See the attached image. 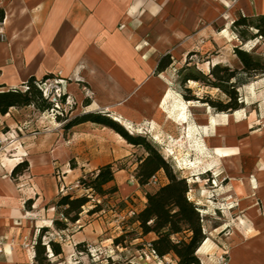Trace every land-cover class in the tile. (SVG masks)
<instances>
[{
  "label": "rangeland",
  "instance_id": "1",
  "mask_svg": "<svg viewBox=\"0 0 264 264\" xmlns=\"http://www.w3.org/2000/svg\"><path fill=\"white\" fill-rule=\"evenodd\" d=\"M226 1L229 6L224 5V0H192L190 10L195 12L196 26L188 32L176 31L168 40L163 39L162 50L157 53L154 52L157 46L154 47L149 40L155 31H149V37L145 39L139 37L135 30L133 35L137 36L132 40L152 48L145 62L138 60L143 55L139 45L133 47L131 53L128 46L124 47L123 55L132 61H120L114 52L117 47L115 34H109L98 40V54L106 61L93 59L95 45H90L84 47L83 53H75L77 60L63 62V70L35 77L38 83L50 80L60 85L59 110L52 107L41 112L30 106L11 109L9 116L0 117V177L8 181L9 188L19 194H23L24 190L29 193L34 188L31 182L33 175L28 177L30 170L23 175H12L13 163L18 165L27 160L25 156H19V153H24L19 152L20 147L25 151L31 146L37 147L46 154V163L39 167L47 174L43 181L55 201L66 193L74 196L87 194L79 183V168L82 165L94 167L115 156L119 158L115 162L116 167L127 172L139 156L146 153L129 145L115 131L82 119L87 115L101 114L129 135L141 136L149 141L171 164L177 176L187 179L191 186L190 199L198 203L202 210L205 232L213 243L207 264L253 263L255 255L252 249H244L236 258L237 249L230 248L231 241L235 240L233 234L240 239V246L260 240L263 243L259 249L260 259L264 260V73L236 88L237 100L242 105L240 110H243L238 117L235 116L236 111L221 113L205 102L208 98L228 102L229 96L222 90L201 82L186 85L181 82V69L185 63L188 69L194 68L205 74L217 63L241 69L242 65L234 54L235 47L253 53L264 64V38L250 39L256 32L250 29L246 32L247 40H244L232 27L239 15L251 18L262 15L260 5L264 4V0ZM119 32L124 31L120 29ZM167 34L171 31L167 30ZM2 41L4 34L0 27ZM167 55L171 58V65L165 71L157 72L159 61ZM112 67L117 69V76L107 72ZM133 68L141 70L145 76H131ZM2 73L0 69V75ZM28 79L13 87L9 84L11 79L3 77L0 86L24 90ZM43 93L49 102L56 94L51 86ZM183 103L189 124L195 126L197 134L208 146L213 158L211 167L189 170L181 169L178 164L176 157L179 149L182 155L192 150L187 137L188 126L171 122L176 107ZM170 122V130H166ZM70 123L77 124L67 129ZM245 143L248 148L240 149ZM191 154L194 161L195 152L191 151ZM233 155L239 156L240 173L231 168ZM73 165L77 171L67 173ZM125 177V172L118 175L120 183L125 181ZM247 178L254 181L255 193L249 192ZM131 191H127L125 200H121L119 194L107 198L100 214L88 216L85 210L81 220L72 225L71 230L49 235L48 238L61 243L63 249L60 258L49 252L51 262L177 264L174 255L166 259L151 256L148 244L153 236H142L131 215V212L143 207L145 200ZM27 192L23 194L25 199L29 195ZM94 203L91 202L89 207ZM84 225L87 229L80 234V227ZM116 238L120 239L119 245L114 243ZM80 243L83 244L78 246ZM200 262L205 264L202 259Z\"/></svg>",
  "mask_w": 264,
  "mask_h": 264
},
{
  "label": "crops",
  "instance_id": "2",
  "mask_svg": "<svg viewBox=\"0 0 264 264\" xmlns=\"http://www.w3.org/2000/svg\"><path fill=\"white\" fill-rule=\"evenodd\" d=\"M191 2L192 0H0V9H4L5 12L1 26L4 41L0 42V69L3 72L0 79L10 78L9 84L14 87L32 76L40 77L48 72L63 70V62L77 60L76 54L83 53L84 47L90 45L92 47L95 45L92 58L106 61L98 54L100 50L98 40L109 34H115L114 43L117 47L114 48V52L117 57L119 56L120 61H132L128 56L123 55L124 47L128 46L131 53L133 47L139 45L143 55L142 59L140 57L138 60L145 62L152 48L140 41H133L134 36L148 39L149 31H155L149 40H152L154 47L157 46L154 52H160L163 39H170L173 33L181 30L188 32L196 26L195 12L190 10ZM260 6H262L261 14H264V4ZM120 29L124 32H119ZM135 30L137 35H133ZM167 30L171 31V34H167ZM63 50L67 53L65 54ZM109 71L113 76L118 74L117 69L113 67L107 72ZM131 71L133 77L145 76V73L139 69L133 68ZM9 115L10 113L0 117ZM40 150L31 146L26 151L20 147L19 152H24L23 154L18 152L19 156L27 158L28 170H30L28 177L33 175L31 182L34 188H30L32 192L22 191L23 194L26 192L29 194L26 195L28 196L26 199L22 193L21 195L18 191L9 188L8 181L0 177V264H34L33 248L25 245L34 242L41 228L53 225L56 213L55 199H52V194L43 181L47 174L39 165L46 163L44 162L46 154L44 155ZM117 161L119 158L112 156L94 167L90 164H87L89 167L82 165L79 168L80 176L85 172L96 171L106 164H115ZM136 165L127 170L128 174L123 169L118 171L115 183L118 185L121 200H125L128 196L126 194L129 189L141 196L145 200L140 209L142 210L146 205L143 190L137 183L133 185L129 183ZM16 166L17 164L13 163L11 171ZM70 170L71 173L76 172L77 168ZM122 172H125L126 177L125 181L120 183L118 175ZM78 176L79 174L76 175L77 178ZM160 176L167 183L164 174L161 173ZM58 179L60 181V178ZM10 182L12 183L11 180ZM28 201H31L29 208ZM134 224L139 229L138 225ZM86 229L85 225L80 227L79 233L84 234ZM148 236H153L154 239V235ZM262 245L263 243L256 239L249 244L237 245L231 249H237L236 258L244 252V249H252L255 255L252 264H264V260L260 259L259 251ZM167 257L170 255L163 259ZM174 257L177 260V257ZM199 259L201 260L200 257Z\"/></svg>",
  "mask_w": 264,
  "mask_h": 264
},
{
  "label": "trees",
  "instance_id": "3",
  "mask_svg": "<svg viewBox=\"0 0 264 264\" xmlns=\"http://www.w3.org/2000/svg\"><path fill=\"white\" fill-rule=\"evenodd\" d=\"M4 18V9H0V27ZM232 27L244 40H247L246 32L250 29L256 31L250 39L264 38V14L252 18L239 15ZM234 54L242 65L241 69H231L220 63L213 65L208 74L194 68L188 69L187 63L181 69L183 85L189 82H201L206 86L218 88L229 96L228 102L213 101L209 98L205 101L221 113L240 110L242 105L237 100L236 88L264 73V64L253 53L235 47ZM171 63V58L168 55L164 56L159 61L156 71H165ZM24 85L26 86L24 90L0 86V116L7 115L14 108L33 106L36 110L45 112L53 107V104L45 98L39 87L40 83L34 76L30 77ZM82 119L115 131L129 145L146 153L144 156H139L132 174L143 190L146 205L139 212H134L132 218L138 225L142 236L154 235V239L149 244L157 257L163 259L168 255H174L177 257L178 264H201L197 251L208 237L205 232V217L198 205L190 199L191 186L187 179L177 176L171 164L145 138L129 135L113 120L101 114L87 115ZM76 124L70 123L66 128L69 129ZM74 168L75 166L72 169ZM28 169L29 163L25 160L14 168L12 175L13 177L23 175ZM120 170L122 169L117 168L116 164L110 163L96 171L84 173L79 183L87 194L74 196L72 193H66L58 197L55 201L56 213L52 228H41L34 242H31L35 264H56V262H51L49 252L54 257H62V245L48 236L52 233L71 230L72 225L81 220L85 210L88 216L102 213L106 199L114 198L119 194L115 176ZM161 173L166 177L167 183L161 182V177H159ZM155 176L159 178L156 184L153 183ZM91 202L95 203L89 207ZM30 203L31 201L27 202L28 208ZM114 243L119 245L120 239H114Z\"/></svg>",
  "mask_w": 264,
  "mask_h": 264
},
{
  "label": "bare ground",
  "instance_id": "4",
  "mask_svg": "<svg viewBox=\"0 0 264 264\" xmlns=\"http://www.w3.org/2000/svg\"><path fill=\"white\" fill-rule=\"evenodd\" d=\"M225 3L227 6H229L228 2H225ZM134 45H137L136 42H134ZM185 109H186V106L184 105V103L178 105L175 109L174 115L171 118V122H175L174 125H182V127L185 125L188 126L187 137L190 140L189 143L191 144L190 145L192 149L191 151L195 152V155H194L195 159L194 161L191 159V156H192L191 151H188L185 155H182V151L179 149L178 157H176L178 164L181 167V169H189V170L198 169L199 167H211L212 165L211 162L213 161V158L208 151V146L206 142L202 139V137H200L199 134H197L198 130L195 129V126L189 124ZM242 111L243 110L236 111L235 116L238 117ZM115 120L118 121L117 119ZM171 122L168 124L166 130H170ZM214 124L216 126L218 125L216 124V122ZM260 134L261 133H258L257 135H260ZM245 148H248V144L246 143L240 146V149H245ZM230 165L235 173H240L241 162H240L238 155H233L231 157ZM67 173H71V170L68 169ZM246 183H247L249 192L255 193L256 187L254 186V181L250 178H247ZM232 236L233 238H235V240L231 241L230 248H235L237 245L241 243V241L235 234H233ZM212 245L213 243L211 239L207 238L197 251L198 257L204 260L205 264H207L208 253L210 249H212ZM223 253H229V252L223 251Z\"/></svg>",
  "mask_w": 264,
  "mask_h": 264
},
{
  "label": "built area",
  "instance_id": "5",
  "mask_svg": "<svg viewBox=\"0 0 264 264\" xmlns=\"http://www.w3.org/2000/svg\"><path fill=\"white\" fill-rule=\"evenodd\" d=\"M48 86H51L52 88L55 89L56 94L54 95L52 101H50V102L53 104V109L59 110V100L61 98V91H62V89H61V87H60V85L58 83L52 82L50 80H47L46 82H42L39 85L40 89L43 92L46 91V89H47ZM158 182H159V178L157 176L153 177V183L156 184ZM129 183L132 184V185L136 183V180H135V178L133 176L130 177ZM131 215L133 216L134 215V212H131ZM25 246L26 247H32L31 244H27ZM148 249H149V251L151 253V256H153L155 258H158L157 255H156V253H155V251L152 249V247H151L150 244H148Z\"/></svg>",
  "mask_w": 264,
  "mask_h": 264
}]
</instances>
